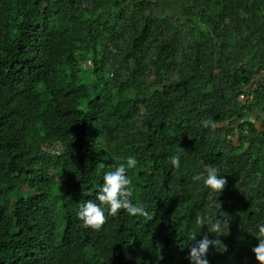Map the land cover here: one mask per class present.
<instances>
[{
    "label": "trees",
    "instance_id": "obj_1",
    "mask_svg": "<svg viewBox=\"0 0 264 264\" xmlns=\"http://www.w3.org/2000/svg\"><path fill=\"white\" fill-rule=\"evenodd\" d=\"M157 7L0 0V264H190L193 232L227 246L209 264H259L264 0H186L182 17ZM129 156L130 199L148 218L104 206L103 228H85L80 204L99 203ZM208 166L223 192L194 180Z\"/></svg>",
    "mask_w": 264,
    "mask_h": 264
},
{
    "label": "clouds",
    "instance_id": "obj_2",
    "mask_svg": "<svg viewBox=\"0 0 264 264\" xmlns=\"http://www.w3.org/2000/svg\"><path fill=\"white\" fill-rule=\"evenodd\" d=\"M204 127H215L212 121H203ZM171 165L174 168L180 167V156L174 155L170 157ZM137 165V160L134 156H129L126 163H120L115 167L114 171L105 173L103 183L97 193V200L95 203L88 200L80 204L77 216L83 222L85 228H90L94 231H100L107 221L105 215V207L107 206V213L109 216H116L118 212L123 209L129 216H143L148 218V212L142 205H136L130 199L133 196L132 180L127 175L128 169H133ZM206 173V175H205ZM219 169L208 166L205 172L198 174L194 180H202L203 185L210 189L212 193H220L225 190V185L228 183L224 176L218 175ZM205 223L203 217L197 216L196 224L202 226ZM210 233H222L221 221L216 220L214 223L209 221ZM195 232L189 235V239L194 241L190 247L188 259L190 264H209L207 259L210 247H214L218 252H226L227 246L217 239H209L208 235H204L202 239L197 240ZM258 244L252 248L255 254V259L259 264H264V224L258 226L256 233Z\"/></svg>",
    "mask_w": 264,
    "mask_h": 264
},
{
    "label": "crops",
    "instance_id": "obj_3",
    "mask_svg": "<svg viewBox=\"0 0 264 264\" xmlns=\"http://www.w3.org/2000/svg\"><path fill=\"white\" fill-rule=\"evenodd\" d=\"M158 7L156 13L182 17L186 7V0H156Z\"/></svg>",
    "mask_w": 264,
    "mask_h": 264
},
{
    "label": "rangeland",
    "instance_id": "obj_4",
    "mask_svg": "<svg viewBox=\"0 0 264 264\" xmlns=\"http://www.w3.org/2000/svg\"><path fill=\"white\" fill-rule=\"evenodd\" d=\"M88 58H90V55L88 56ZM79 66L81 67L82 71L87 70L88 73H91V69L93 67L92 59H85L83 61H80ZM90 78H91V76H90ZM16 198H17V195L15 193H10L8 195V198L5 200V203L8 205V207H11L12 201L15 200Z\"/></svg>",
    "mask_w": 264,
    "mask_h": 264
},
{
    "label": "built area",
    "instance_id": "obj_5",
    "mask_svg": "<svg viewBox=\"0 0 264 264\" xmlns=\"http://www.w3.org/2000/svg\"><path fill=\"white\" fill-rule=\"evenodd\" d=\"M257 84H258L257 79H255L254 82H253V84H252V89H253V90L256 89Z\"/></svg>",
    "mask_w": 264,
    "mask_h": 264
}]
</instances>
